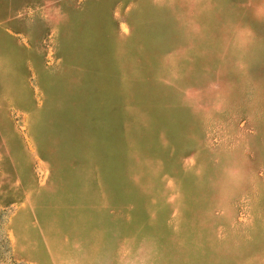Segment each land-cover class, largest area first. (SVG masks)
I'll list each match as a JSON object with an SVG mask.
<instances>
[{
  "label": "rangeland",
  "instance_id": "374dc122",
  "mask_svg": "<svg viewBox=\"0 0 264 264\" xmlns=\"http://www.w3.org/2000/svg\"><path fill=\"white\" fill-rule=\"evenodd\" d=\"M0 264H264V0H0Z\"/></svg>",
  "mask_w": 264,
  "mask_h": 264
}]
</instances>
